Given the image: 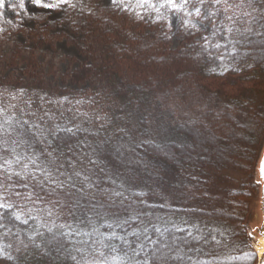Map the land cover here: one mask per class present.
<instances>
[{
    "label": "rangeland",
    "instance_id": "obj_1",
    "mask_svg": "<svg viewBox=\"0 0 264 264\" xmlns=\"http://www.w3.org/2000/svg\"><path fill=\"white\" fill-rule=\"evenodd\" d=\"M69 1L61 3L60 0H41L42 5H57L48 8L36 6L31 0H24L25 7L21 9L11 6L18 4L19 0H5V6L0 8V20L23 29L24 33H9L2 38L0 84L3 80L15 84L32 83L45 88L48 86L54 91L67 90L75 93L80 97L79 104H75V113L72 105L64 108V103L69 104L68 101L59 100L62 104L58 126H83L89 120L98 130L103 131L105 137L94 143L93 166L81 171L82 176L77 182L60 181L56 166L43 157L26 128L28 116L34 113V109H28L27 104L23 103L27 96L22 91L28 87L21 86L20 94L14 96L0 90V204L7 206L13 201L27 214L41 208L42 217L55 220L56 216L68 214L69 210L62 203L69 198V189L73 184L87 195L96 190L100 198L112 194L125 197L136 194L144 196V203H167L186 210L197 207L209 211L207 204L217 205L224 201L219 193H229L240 188L243 192H239L240 195L250 196L247 231L258 254L256 264H259L260 255L255 247L260 238L257 229L263 221L258 168L264 150V104L259 109L257 107V111L250 114L249 119L244 109L227 104L226 100L220 99L214 92L215 88H221L235 96L250 95L252 93H248L249 91L243 93L237 88L244 84L243 87L264 90V80L258 74H254L248 84L242 82L241 78H245L243 75L239 77L240 82L235 78L208 80V85L213 90L208 92L199 86L203 83L202 76L192 71L196 70L192 67L194 63L197 66L201 56L183 52L197 43L217 40L220 33L218 28L224 23L257 29L259 19L252 4L249 0H219V3L216 0H204L203 5H200L199 0H191L189 4L174 9L166 0H116L115 3L111 0H85L93 11L99 12V18H104L115 28L113 34L120 42L125 43L129 38L134 40L129 42L137 54L134 61L126 60L123 54L118 60L112 57L107 62V53L102 43L97 40L94 31L92 33L87 28L90 23L87 13L91 11L85 14L74 10ZM176 4L183 5V0H176ZM196 7L201 11L199 17L195 13ZM158 35L166 37L167 44L158 43ZM135 40L141 41V44L144 41L145 45H140ZM257 42L256 48L248 50V57L264 62V38ZM154 47L157 54L150 49ZM163 48L166 49L164 52ZM175 51L179 53H174ZM102 65H105L104 68L114 66L123 83L130 85H136V78L140 75L146 83V90L153 89L159 93L154 100L161 102L160 107L156 103L154 110L142 113L137 108L133 118L137 121L143 115L152 131L158 134L166 132V138L171 134L167 142L178 153L180 150L185 152L184 156L179 157V160L182 159L178 161L179 166L188 168L193 166V160L196 163L199 161L197 168H206L199 177L208 175L212 177V181H219L215 184H220L217 187L219 192L214 190L208 194L206 189L198 192L200 180L194 179L196 183L190 184L185 179H179L163 164L136 152L133 140L136 122L133 123L125 116L121 118L116 114L122 110L118 104L104 99L103 89L113 82L108 79L110 74L105 77L90 76V71L81 75L79 80L73 76L84 67ZM188 82L194 87L189 96L171 92ZM230 82L233 83L232 86L228 85ZM137 90L135 86L134 91ZM261 99L264 100V95ZM138 113H141V117L136 119ZM218 118H221L220 121ZM195 119H199L201 123L194 124V135L190 136L192 139L184 138L180 132L176 134L177 126L183 121ZM107 131L112 133L106 134ZM158 138L153 141L159 143L163 139ZM255 148L259 151V156L254 159L250 177L257 184L256 191L247 185L248 166L245 167L242 163L245 158L251 160L254 157ZM216 153L224 155L233 165V172L225 174L219 170V173L213 171L215 165L211 161L215 159ZM188 157L191 164H188ZM241 169L243 173L239 174ZM213 184L214 182L208 183L215 186ZM62 187L66 191H62ZM208 195L209 201L203 200ZM231 207L232 209L226 210V207L223 211L229 216L238 217L242 214V210L239 211L236 206ZM106 220L111 222L112 218ZM45 229L48 230V226ZM17 247L22 252L27 250L24 243ZM215 263L217 262L212 264Z\"/></svg>",
    "mask_w": 264,
    "mask_h": 264
},
{
    "label": "trees",
    "instance_id": "obj_2",
    "mask_svg": "<svg viewBox=\"0 0 264 264\" xmlns=\"http://www.w3.org/2000/svg\"><path fill=\"white\" fill-rule=\"evenodd\" d=\"M69 2L74 10L83 11L85 14L91 11L87 13V18L90 20L87 28L91 29L92 33L94 31L97 40L102 43L107 53L105 61L108 62L112 57L118 60L123 54L128 61L132 59L134 61L137 58L133 46L129 44L133 39L129 38L130 40L128 39L125 43L120 42L119 38L113 34L115 28L110 26L104 18H99V12L93 11L85 0ZM249 2L259 19L257 29L251 30L243 25L232 26L224 23L218 28L220 33L217 40L197 43L183 51L185 54L201 56L197 66L194 63L192 67L196 70L192 71L202 76L203 83L199 86L208 92H213L208 85V80L239 79L243 75L245 78H241L242 82L248 84L254 74H258L264 80V62L248 57V50L256 48L257 41L264 38V0H249ZM16 32L24 33V30L0 20V49L2 38L6 34ZM158 37L156 39L158 43L167 44L166 37L163 35ZM135 42L139 41L135 40ZM139 43L145 45L144 41L142 44L141 41ZM150 49L157 54L156 47ZM165 50L163 48L162 52ZM105 65L84 67L73 76L79 80L81 75L90 71L92 73L90 76L105 77L110 74L108 79L113 82L111 87L103 89L104 99L118 104L122 110L116 114L121 118L125 116L133 123L136 122L133 128L136 152L163 164L179 179H185L190 184L196 183L194 179L200 180L198 192L202 189L209 191L208 194L214 190L219 192L217 187L220 184L215 185L219 181H212V177L208 175L199 177L202 175L201 172L206 170V168H197L199 161L196 163L193 160L192 167L179 166L178 161L182 160H179V157L184 156L185 152L180 150L178 153L177 149L167 142L171 134L166 138V132L158 134L152 131L146 118L143 115L141 117L143 111L154 110L157 103L154 99L159 93L153 89L146 90V83L140 75L136 78V85L123 83L114 66L104 68ZM241 79L238 81L240 82ZM228 85L232 86L233 83L230 82ZM21 86L28 87L22 91V94L27 98L31 97L30 100L25 98L23 103L27 104L28 109H34L33 115L27 118L26 128L36 142L40 153L56 166L60 173V181L77 182L82 176L81 171L89 170L93 166V145L104 139L105 134L89 120L82 124L83 126H58L60 104H62L59 100L68 101L69 104L64 103V108L72 105L75 113V104H79L80 101V97H77L75 93L67 90L54 91L48 86L45 88L39 84L22 82L15 84L5 80L1 82L0 90L14 96L20 94ZM135 86L138 88L137 91H134ZM243 86L238 87L237 90H242L243 93L249 91L248 93L252 94L235 96L221 88H215L214 93H217L220 99L226 100L227 104L244 109L247 116L251 117L250 114L253 115L257 107L259 109L260 105L264 104V100L261 99L264 90ZM193 88L192 83L188 82L183 87L172 89L171 92L175 95L189 96ZM157 104L160 107L161 102ZM137 108L141 113H138L140 116L136 115V119L141 118L136 121L133 117ZM52 112L53 115L50 116ZM200 123L199 119L183 121L177 126L176 134L180 132L184 138H189L194 135V124ZM111 133V131L106 132V134ZM157 137L163 138L161 142L153 141ZM253 155V160L245 158L242 163L245 167L248 166L247 185L256 191L257 184L250 177L254 159L259 156L256 148L253 149ZM190 161L188 157V164H191ZM211 162L215 165L213 167L215 172L219 170V172L230 174L229 171H234L233 165L222 154L216 153L215 159ZM205 163L207 164V160ZM208 168L211 169V167ZM240 173H243L242 169L239 170ZM202 179L205 180L202 182ZM210 182H214L215 186L208 185ZM64 188L62 187L61 190L66 191ZM69 190L71 193L69 198L62 203L66 205V210H69L68 214L56 216L55 220L42 217L41 208H37L36 211L31 210V214H27L13 201L0 208V264H212L213 262L256 264L258 260L257 252L252 246L247 231L250 196L243 195L240 188L233 189L229 193L228 191L219 193L218 195L223 196L224 201L216 202L217 205L207 204L208 208L210 207L209 211L197 207L186 210V208L169 206L167 203L161 205L144 203L142 202L144 196L136 194H131L129 197L112 194L100 198L96 190L93 194L87 195L73 184ZM239 192H242V195ZM209 197V195L207 199L203 197V200L209 201ZM216 197L219 198V196ZM231 206H236L239 211L242 210L240 212L242 214L238 217L229 216L223 211L226 207V210L232 209ZM108 218H112V221L106 222ZM46 226L48 230L45 229ZM21 243L25 244L26 252L18 249L17 246L22 245ZM250 253H255V256Z\"/></svg>",
    "mask_w": 264,
    "mask_h": 264
},
{
    "label": "snow or ice",
    "instance_id": "obj_3",
    "mask_svg": "<svg viewBox=\"0 0 264 264\" xmlns=\"http://www.w3.org/2000/svg\"><path fill=\"white\" fill-rule=\"evenodd\" d=\"M31 2L36 5V6H43V7H48V8H53V7H57V5L55 4H41V0H31ZM61 3H66L67 0H60ZM112 3H115L116 0H111ZM167 4L169 6H171L172 8L174 9H179L180 7H183L184 5H187L191 2V0H183V5H177L176 4V0H166ZM217 3H219V0H216ZM204 3V0H199V4L200 5H203ZM5 6V0H0V8H3ZM13 8L15 7H19L21 9H23L25 7L24 5V0H19V3L18 4H14V5H11ZM195 13L196 15L199 17L201 15V11H200V8L199 7H196L195 8ZM207 18V17H206ZM259 172H260V176H261V179H264V159H262L260 161V165H259ZM37 198H40V197H37ZM5 207V205L3 204H0V208H3ZM17 219H19V217H17ZM251 255L255 256V253H250Z\"/></svg>",
    "mask_w": 264,
    "mask_h": 264
},
{
    "label": "water",
    "instance_id": "obj_4",
    "mask_svg": "<svg viewBox=\"0 0 264 264\" xmlns=\"http://www.w3.org/2000/svg\"><path fill=\"white\" fill-rule=\"evenodd\" d=\"M262 159H264V150L261 156V160ZM258 174L261 183V212L263 216V221H262V225L257 229V234L259 235L260 239L264 240V179H261L259 168H258ZM259 264H264V256L260 257Z\"/></svg>",
    "mask_w": 264,
    "mask_h": 264
},
{
    "label": "bare ground",
    "instance_id": "obj_5",
    "mask_svg": "<svg viewBox=\"0 0 264 264\" xmlns=\"http://www.w3.org/2000/svg\"><path fill=\"white\" fill-rule=\"evenodd\" d=\"M260 255V257L264 256V240L263 239H258L255 247Z\"/></svg>",
    "mask_w": 264,
    "mask_h": 264
}]
</instances>
